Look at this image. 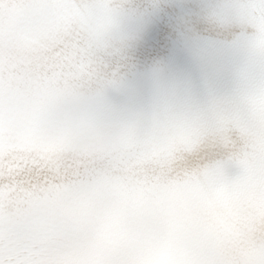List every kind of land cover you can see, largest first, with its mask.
I'll return each mask as SVG.
<instances>
[{
    "label": "snow or ice",
    "instance_id": "6c2138e0",
    "mask_svg": "<svg viewBox=\"0 0 264 264\" xmlns=\"http://www.w3.org/2000/svg\"><path fill=\"white\" fill-rule=\"evenodd\" d=\"M3 0H0V130L3 129L10 110V98L4 86V73L7 66L17 64L22 75L31 76L37 72L59 77L69 84L90 80L103 81L105 77H115L107 60V48L103 47L98 38L85 34L68 26L58 35L52 50L37 62L26 61L24 58H5L6 46L19 39L13 32L9 19L5 20ZM56 6V0H29L28 7L42 10ZM169 155H159L148 151L139 155L110 152H81L71 154L39 151L29 156H21L5 165L0 161V180L5 173L13 177L18 171L42 177L45 182L63 177H79L84 174H97L110 169H122L131 176H138L139 171L163 170L172 166L180 167L186 163L198 162L200 153L194 150V143L189 148L191 155L186 159L174 149L167 150ZM14 168L16 172H14ZM11 187V180L9 181ZM0 264H123L114 261H31L25 258L24 252L14 246L0 241ZM213 264V262H206ZM245 264H264V244L258 249V258H249Z\"/></svg>",
    "mask_w": 264,
    "mask_h": 264
},
{
    "label": "clouds",
    "instance_id": "9594fccd",
    "mask_svg": "<svg viewBox=\"0 0 264 264\" xmlns=\"http://www.w3.org/2000/svg\"><path fill=\"white\" fill-rule=\"evenodd\" d=\"M16 7H18L16 0H3L2 8L6 21L10 10ZM228 30L241 34L248 29H246L244 25L235 24L228 28ZM243 51L250 59L258 61L261 65H264V49L257 51L243 42ZM257 102L264 106V78H261L259 82L254 83L243 90L234 99L229 100L225 98H218L212 101L205 110L199 111L198 114L201 117H205L214 115L220 110H227L229 112L236 113L241 118H250L253 108L256 106ZM192 119L193 117L191 115H186L178 116L173 119H162L157 125L146 124L141 129V139L147 141L154 138H162L181 130L176 126L179 122Z\"/></svg>",
    "mask_w": 264,
    "mask_h": 264
}]
</instances>
